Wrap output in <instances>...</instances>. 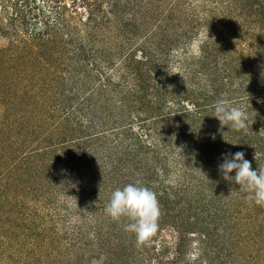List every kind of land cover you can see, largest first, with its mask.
<instances>
[{
	"label": "rangeland",
	"instance_id": "374dc122",
	"mask_svg": "<svg viewBox=\"0 0 264 264\" xmlns=\"http://www.w3.org/2000/svg\"><path fill=\"white\" fill-rule=\"evenodd\" d=\"M133 1L137 3L140 0ZM163 1L144 0L143 6L140 5L142 3H139V6L130 4L124 9L129 11L125 14L129 17L132 16L131 13L137 12L136 23L131 19L129 24L127 23V29L134 37L129 34L130 39L123 44L124 50L131 48L135 50L133 54L140 57L143 50L139 40L154 35L157 43L155 48L162 49L161 46L166 45L171 47L173 52L179 49L178 53H181V48L184 46L187 55L196 56L199 54L202 38L208 37L210 31L214 33L218 28H222L218 27L216 22L211 30L207 31L203 28L196 31L197 20L191 23L183 21L184 23L180 25L177 19H173L179 13L177 10L192 4L193 13L198 10L199 17L205 18L203 27L206 28L204 22L212 21L208 18L207 12L198 7L203 5L200 0ZM64 3L69 9L64 10L66 14L64 26L67 25L72 32L74 31V40L78 38L85 42L91 39V43L101 45V40L106 44V40L109 42L117 37L119 40L128 38L126 35H120V29L128 19L110 22L105 27L95 26L87 7L81 4L73 5L71 0H64ZM165 3L172 14L174 9V15L170 18H165L166 14L160 10ZM34 9V12H39L38 8ZM260 12L256 13L254 20L258 26H263L264 14ZM217 15L219 16L218 13ZM223 16L222 13V16L217 17L216 20L224 19ZM225 25H227L226 21ZM164 32L166 35L161 37ZM63 33H66L65 29ZM179 35L184 43L181 42L176 46L172 41ZM188 36L189 40H187ZM256 36L259 38L258 34ZM25 41L10 43L3 37L0 39V264L120 262L123 260L125 247L130 251L134 249L135 256L140 262L142 261L139 258L144 255V258L151 263L162 264L174 254L173 246L181 241L178 234L183 230L185 243H181V247L188 248L187 253L192 252L188 259L191 261L198 254L199 234L192 235L190 229L181 228V224H185L188 218H191L199 222L202 220L201 223L197 222L198 230L217 227L222 221L221 212L218 209L215 212L214 198H220L221 194L226 195L228 206L232 205L226 212L229 217L226 221H230L228 222L230 229L226 232L210 230L208 243L211 246L227 245L231 255L233 251L236 254L232 256L235 259L248 257L249 264H264V238L257 237L258 241L254 244L255 251L250 253L253 240H248L245 236L251 228L254 233H259L260 229L264 228V207L249 201L245 193L239 192V188L234 189L238 184L234 181H226L219 172L221 154L233 153L234 148H239V144H235V141L230 143L228 140L235 134L232 129L216 127L217 118L214 113L203 120L200 119L202 115L190 113L196 109L191 103L195 102L193 100L202 91L194 92L190 96V90L177 86L176 76L181 73L180 62H185L186 59L183 61V58L177 57L173 60L171 58L167 71L165 70L163 74L162 72L158 75L149 74V76L153 75L150 84L159 88L156 93L158 98L153 99L151 112H141L139 117L131 112L128 118L114 115L113 119L107 109L99 106L89 115L86 113L81 126L77 125L84 130V134H88V131L100 132V129H103L102 121H105V124L114 122L117 125L127 120L130 126L129 136L130 133L134 136L139 135L133 138V141L137 142L135 145L138 146L136 149L138 153L133 155V159L126 162L125 168L124 164L117 162L118 170L105 175L104 170L102 174L92 172L73 150L78 148L68 147L72 142L59 145L57 143L63 136L68 138L70 135H76L78 127L70 123L73 120L72 114L65 116L60 105L67 106L68 103L81 101L80 108H86L90 99L84 93V85L77 82L74 84L72 81L60 82L62 76L67 74L53 66L50 55L48 56L51 60L45 58L43 59L45 62H36L37 53L44 54L48 49L38 46L35 41L28 40L26 43ZM63 41L59 43L64 46ZM209 43L208 51L212 53L213 48L218 44L216 41V44ZM63 46L60 47L63 50L59 55L62 64L69 59L79 60V56L83 55ZM155 51L158 52L157 49ZM89 61L92 68H95L94 62L102 64L96 66L103 72V75H100L103 77L110 74L112 81H116L120 73L122 78L125 77V81L131 77L130 74H126L125 69L121 71L120 68L105 69L107 64L102 59H96L94 62L89 59ZM157 63L159 65L158 60ZM211 79L213 84L207 86L210 90L206 94L213 93L211 91L213 87H220L219 79L216 81L213 77ZM131 81L120 85L124 96L129 91ZM200 81L204 83L200 79H195L193 83L188 79V83L195 86L197 82L202 84ZM57 86L61 87L62 93H65L60 99L55 97ZM199 87L205 88L203 85ZM53 88L56 90L54 91ZM202 96L199 95L201 100ZM85 97L87 99L83 100ZM131 101L132 98L129 96L122 100L123 103ZM186 107L190 112L185 110ZM80 108H78L79 112L82 111ZM172 113L174 115H171ZM244 130L248 132V127ZM95 141L94 145L99 144L102 138ZM87 142L91 143V141ZM109 146L107 143L100 144L102 149L108 151L111 150ZM69 150L72 159L78 162L79 171L71 167L72 171L69 172V168H65L72 161L68 155H65ZM117 150H122V147ZM233 172L231 175L235 174V170ZM137 181L155 192L157 199L160 198L158 231L149 238L150 241L144 243L137 241L135 233L125 231L124 224L127 223V218L115 221L105 212V206L115 189ZM214 191L217 193L214 194ZM230 191L233 193L229 194ZM237 192L244 196L238 195ZM52 196V202L45 204L46 199ZM235 201L239 203L236 205ZM43 204L47 207H43ZM180 210H183L182 214ZM71 218L77 220L74 222L76 229L81 227L84 231L94 232L91 229L93 224L101 227L104 236L99 240L102 242L98 244L99 240L93 233L89 238L81 234H73L78 242L75 246L70 243L68 241L70 234L67 231L70 227L66 228V226ZM110 222L115 224L106 225ZM98 245L104 248L106 261L100 259L102 256L95 258L97 255H102L96 252ZM152 245H155V248L147 252ZM107 253H110L109 258L106 257ZM239 261L237 260L236 263Z\"/></svg>",
	"mask_w": 264,
	"mask_h": 264
},
{
	"label": "trees",
	"instance_id": "16d2710c",
	"mask_svg": "<svg viewBox=\"0 0 264 264\" xmlns=\"http://www.w3.org/2000/svg\"><path fill=\"white\" fill-rule=\"evenodd\" d=\"M143 1L140 0L134 3L133 0H71L73 5L81 4V6L88 8L89 15L94 21L95 26L103 25L105 27L110 22L119 19L123 21L128 19V22H125L120 29V35H126L128 38L124 37L119 40L117 37L109 42L106 40V44L101 40L100 45L91 43V39L85 42L78 38L74 40V31L72 32L69 26H64L66 21V18H64V15H66L64 10H69L64 0H0V39L3 37L10 43H12V41L24 40H26L25 43L28 42V40L35 41L38 46L41 45L44 49H48L44 54L37 53L36 62H45V58L51 60L48 56L50 55L52 57L51 63L53 66L67 74L66 76H62L60 82L63 81V83H66L72 81L74 84L77 82L84 85V93H86L90 99L86 108H80L81 101L68 103L67 106L60 105L63 109L62 113H65V116L72 114L73 120L70 123H74L76 126H81V121L83 117L86 116V113L89 115L90 112L94 111L95 108L99 106L100 108L107 109L112 118L114 115L116 117L124 116L128 118L131 112L136 113L137 117H139L141 112H151L153 99L158 98L156 93L159 90L158 86L150 84V82L152 83L153 75H158L161 72L163 74L165 70L167 71L171 58L172 60L177 57L183 58V61L186 59L185 62H180V72L182 75L179 74L176 76L177 86L185 87L190 90V96L193 95L194 92L199 91H202L199 92V95L203 96L202 100L199 95L196 96L193 100L195 102L191 103L192 106L196 108L192 110L193 112H190L187 107L185 110L197 116L202 115L200 119L203 120L214 113L213 105L218 99H224L232 106L244 108L249 117L248 132L245 130L236 131L232 129L235 134L232 138H228V140L230 143L235 141V144H239V148H234L233 153L243 151L245 153V159L251 162L253 169L264 167V24L263 26H258L254 20V16H256L257 12L261 11L260 14H264V0H200L203 5L198 7L201 8L202 11H206L208 18L212 21L210 23H207V21L204 22L206 23V28L203 27L205 18L199 17L198 10L193 13L192 9L194 6L192 4H187L182 7L181 10H177L179 13L173 17V19L178 20L180 25L184 22L191 23L193 20H197L198 28H196V31L203 28L207 31L211 30L212 27L214 28V23L216 22L218 27H222L218 28L214 33L210 31L211 34L208 33V37L205 38L204 36L202 38L200 41L199 54L196 56L191 54L190 56L187 55V49L184 46L181 48V53H178L179 49L173 52L171 47H167L166 45L165 47L161 46L162 49L155 48L157 45V43H155L156 38L154 39V35H150L151 38L139 40V44L142 45L140 47H142L141 50H143V53L140 57H137L133 54L135 50H131V48L130 50H127L128 48L124 50L123 48L124 41H128L130 35L134 37L133 33L128 31L127 23L129 24V19L136 23L137 12L131 13L132 16L129 17L125 15L127 12L129 13V11L124 9L130 4L139 6V3H142L140 5L143 6V3H145ZM35 7L39 9V12H34ZM160 10L164 11L163 14H166L165 18H170L174 15V9L172 14L171 9L166 7V3L165 5L163 4V8ZM217 13L219 16H222L223 13L225 20L223 18H218V20H216L217 17H219ZM28 14L29 16H27ZM238 16H242L243 18H239ZM225 21L227 25H225ZM219 24L222 25L219 26ZM64 29L66 30L65 34L63 33ZM257 34L260 39L256 36ZM64 35H66L65 38H63ZM165 35L166 32L161 34V37ZM25 36L26 38H24ZM187 38V40H189V36ZM212 39H215L218 46H215L213 52L210 53L208 51L209 42H211V44H216L215 41H211ZM62 40H64L62 42L64 46L59 43ZM116 41L118 44H116ZM172 42L176 43V46L181 44V42L184 43L181 35ZM62 46L66 49L73 50L74 53L77 52L83 55L79 56V60L69 59L66 63L62 64L59 56L60 52L63 50L61 49ZM155 49H157L158 52L155 51ZM53 56H55V59H53ZM89 59H92L93 62L96 61V59L104 60L105 64H107L105 69L118 70L120 68L119 71L125 69L126 74L131 75L126 81L132 80L127 95L124 96L123 90H121L120 85L126 83L125 77L122 78L121 73L116 81H112L110 74H106L102 77L101 75H103V72L100 68L98 69L96 67L102 64H96V62H94L93 66L95 68H92L90 67ZM157 60L159 61V65ZM59 64H61V66ZM40 65L42 66V64ZM162 65H164V67H161ZM55 72H57V70H55ZM116 72L117 71H115V73ZM149 74L153 75L149 76ZM166 76L168 75L166 74ZM212 77L214 81L219 79L220 87H213V89H211L213 93L206 94L207 91L210 90L207 86L213 84ZM188 79L191 82L195 81V79H200L205 84L200 81L202 84L197 82V86H195L192 84L193 82L188 83ZM199 85H203L206 89L199 87ZM56 89L57 92L56 95H54L60 99L65 93H62L63 90L60 91L61 87L59 86H57ZM128 96L132 98V101L130 103H123L122 100ZM86 99V97L83 98V100ZM78 108L82 109V111L79 112ZM200 108H202V110ZM171 115L174 114L172 113ZM215 122L217 123L216 127L220 126V129L228 128L226 125H221L218 119ZM105 123V121L101 122V124H103L101 128L103 129H100V132L98 130L93 132L87 130L88 134H84V130L77 126L78 128L75 136L70 135L68 138L63 136L57 143L59 145L60 143L72 142L68 147L78 148L77 150L73 148V150L77 153L78 157L86 163L87 167H90L92 172H100L102 174L104 170L106 173L105 175H107L108 173L118 170L117 162H120L122 165L124 164L123 167L125 168L126 162H128L129 159H133V155L138 153L136 150L138 146L135 145L137 142L135 143L133 138L135 139L137 136L139 137V135L136 134L134 136L130 133L129 136L130 126L127 124V120H125V123L119 122L117 125L114 124V122L113 124ZM228 129L231 130V128ZM99 138H102V141L94 145L96 142L95 139L98 140ZM87 141H91V143ZM101 143L109 144L111 150L102 149V147H100ZM230 143L228 144L229 146ZM93 145L94 147H92ZM121 147L122 150H117V148ZM65 155H68L72 160L69 162L70 165L65 168H69V172L72 171L71 167L76 169L78 162L76 159H72L71 150L67 151ZM77 169L78 171L80 170L79 168ZM237 188H239V185L234 189ZM239 192L244 194L241 191ZM239 192H237L238 195H241ZM216 193L217 192L214 191V194ZM232 193L233 192L230 191L229 194ZM241 196L243 197L244 195ZM225 198V194H221L220 198H214L216 204L215 212L217 211L216 209L221 212L220 220L222 221L217 227H212L204 231L198 230L196 225L199 221L196 219V221H194L191 218H188L185 224H181V228L183 227V229L186 230L190 229L192 235L194 233L199 234L197 237L198 254L196 258L189 261L188 259L192 255V252L187 253L186 251L188 248H186V250L184 247H181V243H185V232H183V230L178 234L181 241L177 242V244L175 243V246H173L174 254L170 259L167 258L162 264L250 263L248 257L245 259L244 257H238L236 259L232 257L236 254H234L233 251V255H231L230 251L227 250V245L221 244L211 246L208 243L210 239V234H208V232L210 230L226 232L230 229L228 226V222L230 221H226L228 220L227 218H229L226 212L230 210L229 207L232 205L230 204L228 206L227 198ZM159 199L160 198H158V200ZM52 200L53 196L47 198L45 204L51 203ZM235 202L236 205L239 203L237 201ZM45 204H43V207H47ZM182 211L183 210H180L181 214L183 213ZM184 215H186V212ZM76 221V219L73 220L71 218L68 220L66 226V228L70 227V229L67 230L70 234L68 235V241L73 243L74 246L75 243L78 242V239H76L73 234H81L89 238V236L94 233L98 240L104 236V231L96 224H93L91 228L94 232H91V230L84 231L81 227L76 229L74 226V222ZM224 221H226V223H224ZM112 223L115 224V222H110L106 225H112ZM186 225L188 228H186ZM178 226L180 227V224ZM173 228L176 230V226ZM119 231H121L120 228ZM177 232H179L178 229ZM259 233H254L251 228L245 235L248 240H253L251 242L253 246L250 253L255 251L254 244L258 241L257 237L262 236L264 238L263 227L260 229ZM101 242L102 241L99 240L98 244ZM154 246L155 245L149 246L147 252L155 248ZM188 246L189 245H187V247ZM103 249L102 246L98 245L96 252L102 255H97L95 258L102 256L100 259L106 261ZM133 250L130 251L125 247L122 255L123 260L120 262L108 261V263L104 262L102 264H156L145 259L144 255L142 257L143 259L139 258L142 262L138 261V257L135 256L136 254ZM109 254L110 253H107L108 256L106 257L109 258ZM237 260L240 261L236 263Z\"/></svg>",
	"mask_w": 264,
	"mask_h": 264
},
{
	"label": "clouds",
	"instance_id": "9594fccd",
	"mask_svg": "<svg viewBox=\"0 0 264 264\" xmlns=\"http://www.w3.org/2000/svg\"><path fill=\"white\" fill-rule=\"evenodd\" d=\"M213 111L221 125L228 128L240 131L249 126L246 110L232 106L224 99L214 102ZM221 161L218 170L223 178L226 181H234L239 185V190L247 194L249 201L264 207V167L253 169L251 162L245 159L243 151L222 153ZM233 170L235 174L231 175ZM105 212L115 221L127 218L125 231L135 233L140 243L148 241L159 228L160 206L157 196L149 187L138 181L115 189L105 206Z\"/></svg>",
	"mask_w": 264,
	"mask_h": 264
}]
</instances>
